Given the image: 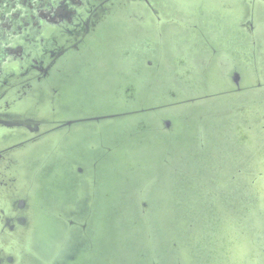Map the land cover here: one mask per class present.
<instances>
[{
  "label": "water",
  "instance_id": "1",
  "mask_svg": "<svg viewBox=\"0 0 264 264\" xmlns=\"http://www.w3.org/2000/svg\"><path fill=\"white\" fill-rule=\"evenodd\" d=\"M82 2L5 57L0 264H264V0Z\"/></svg>",
  "mask_w": 264,
  "mask_h": 264
},
{
  "label": "flooded vegetation",
  "instance_id": "2",
  "mask_svg": "<svg viewBox=\"0 0 264 264\" xmlns=\"http://www.w3.org/2000/svg\"><path fill=\"white\" fill-rule=\"evenodd\" d=\"M40 1L41 0H35L33 2V11H30V8L28 10L24 8L23 12H21L23 15L20 16V18L23 19V16H26L28 18V21L30 22L29 28H20L14 26L12 29H7L6 26H9V24L11 23L13 24L14 22L12 21H14L15 19L12 16V13L14 11L10 14L9 10L11 8L19 9L22 8V6H20V1H18V4L16 6H13L12 4H9L8 0L3 3L4 5H1L0 0V74H2V70L4 68L3 64L7 63V60L5 58L6 56L14 57L13 59H17L20 57L22 58L25 50V44H30V40L27 38L29 34H27V31L31 30L32 28H39V24L41 22L53 23L58 25L65 24L69 27L66 28L67 31H72L76 28L75 26H72L74 25L75 21L73 23H70V21L73 20L75 16H77V9L83 4L82 0H78V6H72L69 2L62 3L61 0H51V3H47L45 5L41 4ZM75 4L77 5V3ZM61 10H64V14L62 15H60ZM5 36H8L7 38L9 41L10 39L12 40L14 38L15 40L9 43L7 42V38ZM67 40L68 38L66 39V41ZM32 66L33 68H35L34 65Z\"/></svg>",
  "mask_w": 264,
  "mask_h": 264
},
{
  "label": "rangeland",
  "instance_id": "3",
  "mask_svg": "<svg viewBox=\"0 0 264 264\" xmlns=\"http://www.w3.org/2000/svg\"><path fill=\"white\" fill-rule=\"evenodd\" d=\"M5 1L6 0H1V5H4L3 3ZM18 1H20V3H21L20 6H22V8H19L20 10L19 9H16V8H11L10 10L8 9L10 14H11V12L14 11L12 13V16L15 19H14V21H12V22H14L13 24L11 23V24H9V26H6L7 29L8 28H11L12 29L14 26L20 27V28H25V27L26 28H29L30 27V22L28 21V18L26 16H23V19H22V18H20V16L23 15L21 12H23L24 8L27 9V10L30 8V11H33V8L32 7H33V2L35 0H8L9 4H12L13 6H16L18 4ZM50 1L51 0H41L40 3L43 4V5H45L47 3H51ZM61 2L62 3H66V2L68 3L69 2L72 6L73 5L74 6H78V3H79L78 0H61ZM75 3H77V5ZM62 14H64V10H61L60 15H62ZM30 15H31V12H30ZM70 23H73V20H71ZM14 36H16V35H14ZM5 37L7 38L8 36H5ZM14 40H15V38L12 39V40L10 39V41H9L8 38H7V42H9V43L12 42V41H14ZM4 60H5V58H4ZM4 60H3V62H4ZM33 64H34L35 67H38V65H36L35 63H33Z\"/></svg>",
  "mask_w": 264,
  "mask_h": 264
},
{
  "label": "trees",
  "instance_id": "4",
  "mask_svg": "<svg viewBox=\"0 0 264 264\" xmlns=\"http://www.w3.org/2000/svg\"><path fill=\"white\" fill-rule=\"evenodd\" d=\"M35 74H36V76H40L41 75V73H39V72H35ZM2 77V74H0V78Z\"/></svg>",
  "mask_w": 264,
  "mask_h": 264
}]
</instances>
